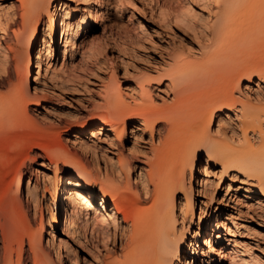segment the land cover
<instances>
[{
    "label": "bare ground",
    "instance_id": "1",
    "mask_svg": "<svg viewBox=\"0 0 264 264\" xmlns=\"http://www.w3.org/2000/svg\"><path fill=\"white\" fill-rule=\"evenodd\" d=\"M17 1L18 10L10 13L9 18L0 13V25L12 28L15 39V45H10L8 52H0L1 68L5 70V65L12 61L17 76L10 92L0 95V264H57L53 255L61 259V250L68 264H77L67 253L65 239L55 236L57 229L62 236L77 234L81 229L84 237L88 233L91 241H101L106 246L109 242L115 243L117 231L121 238L127 235L121 253L108 264H193L197 253L187 240L189 226L185 220H192L195 196L214 195L219 182L208 178L211 168H218L220 175H240L256 189L260 199H264V106L254 103L262 100L259 95L253 99L241 89V83L244 90L254 82L258 87L264 84V0L211 1L218 10V17L208 48L196 60L175 55L157 79L158 84L164 80L172 88L170 102L158 105L153 100L149 76L137 82L130 94L119 87L114 76L103 87L104 103L88 123L92 138L97 136L94 132L98 135L108 132L113 135V138L109 136L111 140L121 144L127 124L133 123L130 134L135 146L143 131L152 139L158 128V143L135 178L140 190L129 178L133 161L120 158L118 171L115 170L117 175L112 172L102 175L96 158L94 164L87 163L58 145L59 133L52 126L39 124L28 114L29 104L40 106L46 102L47 84L30 87V91L29 83L36 81L43 60L52 56L51 44L55 45L57 35L54 15L59 21L62 59L52 76L69 78L74 72V57L87 41L84 38L90 37L99 25L102 0H85L97 6H88V13L74 23L69 18L76 8L70 9L65 2L69 0ZM55 2L50 15V6ZM187 10L183 14L186 15ZM45 17L46 27L36 50V36ZM78 37L84 38L79 41ZM33 50L34 65L31 63ZM33 69L36 70L34 75L31 74ZM223 114L236 122L239 133L231 130L228 136L221 130ZM216 118L218 125L213 130ZM160 131L165 132L164 135ZM83 133L82 129L77 131L72 141L80 151L87 152L89 144L79 137ZM250 135L253 140L249 139ZM130 148L132 150V146ZM200 155L204 156L197 171L200 176L194 179V166ZM36 159L41 160L39 166L54 168L52 181L49 175L42 173L50 182L48 186L43 183L42 191L49 195L57 210L45 236L46 247L42 221L39 226L31 221V212L32 216L36 215L45 196L42 192L39 198V185L31 183V173H28ZM59 168L66 176L62 188L57 180ZM95 190L100 209H90ZM217 224L215 219L211 224L213 231L218 230ZM211 232L204 236L205 245L211 244ZM218 236L216 233V238ZM238 257L235 254L232 258L238 263L251 264ZM59 264L65 263L59 260Z\"/></svg>",
    "mask_w": 264,
    "mask_h": 264
},
{
    "label": "rangeland",
    "instance_id": "2",
    "mask_svg": "<svg viewBox=\"0 0 264 264\" xmlns=\"http://www.w3.org/2000/svg\"><path fill=\"white\" fill-rule=\"evenodd\" d=\"M80 1H65L70 9L76 8L69 18L71 23L80 22L83 15L88 13V6H97L92 1L82 0L81 4L79 3ZM211 1L102 0L99 25L93 29L90 37H78L79 41L82 38L87 41H84L85 48L83 47L75 55L73 60L74 72H72L71 77H66L67 79L55 76L56 79L53 77L54 72L52 73L53 69L59 66V62L61 63L62 59L61 36L58 32L59 21L55 14L57 35L55 37V45L51 44V47H53L51 48V52H53L51 53L52 56L47 61L41 58V62L42 60L43 62L41 63V70L39 69V74L37 75L38 80L36 79V81L29 83L30 91H32L35 85L47 84V86L45 85L47 88L45 95L46 102L40 106L29 104V116L45 127L52 126L54 131L59 133V140L56 143L64 146L72 154L78 155L83 161L94 164L93 161L96 158L98 162L97 169H99L102 175L105 172L108 174L112 172V175H117L118 159L120 158L133 161V171L129 178L133 186L137 185L140 190L138 180L135 181V178H138L140 167H143L146 160L151 157V149L158 143V128L155 130L153 140L149 139L150 137L146 131H143L142 136L135 143V146H133L130 133L134 124H127L121 146L120 142L111 140L113 138L112 133L101 132L98 135L94 132V136L97 135L98 137L93 136L94 138H92L88 129V123L99 113V108L104 103L102 101L104 97L103 87L109 84L112 76L117 79L119 87L127 94H130L131 88L137 82L149 76L152 78L150 86L153 100L158 105L163 102H170L173 95L172 88L164 80L158 84L157 79L164 74V69L167 67L168 62L175 55L180 54L185 58L196 60L201 58L203 51L208 48L211 33L218 17V10H215ZM55 5L56 2L51 4L50 15H52ZM17 8V0H0V13L4 18H9L10 13L16 12ZM184 8L185 10H189V12L187 10L188 13L186 15L183 14ZM46 23L47 18L45 17L36 36V50L40 47L41 36ZM2 28L5 30H2ZM8 28L7 26L0 25V52L2 53L8 52L10 45H15L12 28ZM34 50L31 54L32 65H34L35 61L34 55L36 50L35 52ZM1 59L2 54L0 53V63ZM68 61L69 58L67 59ZM43 63L49 66V68L46 66L48 72H45V64ZM5 68V70L2 69L0 64V95L10 92L12 86L17 82L14 63L12 61L9 62V65H5ZM35 71L33 69L31 74L34 75ZM53 78H55V82L52 80ZM254 83L248 85L246 90H244V83H241V89L244 92H248L253 99L259 95L262 100L259 103H256L257 101L254 103L264 106V84L258 87ZM222 118L223 121L219 124L221 130L228 136H231V130L239 133L235 121L228 120L225 114L222 115ZM213 125V130H216L218 118H216ZM80 129L84 133L80 134L79 137L82 141H87V144L90 146L89 152L80 151V148L77 147L78 145L72 141L74 134ZM161 133L164 135L165 132L160 131ZM103 137L108 139L106 140ZM99 138L101 141H98ZM249 139L253 140V136L250 135ZM131 146L133 151L130 150ZM30 153V156H32L34 150ZM148 156L150 157L148 158ZM203 158L204 156L200 155L195 163L194 179L200 176L197 171ZM39 162L41 160L36 159L34 163H31V171L28 173H31V183L34 184L36 182L39 185V198H41L43 183L46 185L50 184L47 177L43 178L42 173L49 175L50 181H52L54 168L39 166ZM210 172L208 178L215 183L219 182L214 195L209 197L195 196L192 220H185V222L187 221L186 225L189 226V236H186L187 240H190L192 247L196 249L197 253L193 256L195 259L192 263L244 264L238 263L237 260L232 258L236 254L239 256L238 258L244 259L251 264H264V199H260L256 189L248 184L240 175L233 173L220 175L218 168H211ZM213 172H215V175ZM217 176L220 178L218 179ZM122 177L121 180L124 182V176ZM57 180L58 186L62 188L66 176L60 168L57 173ZM195 185L194 182V188ZM228 185L229 189L227 188ZM43 193L45 196L41 198V207L35 216H32L31 212V221L35 226H39L42 221L45 231L43 234V244L46 247L45 236L50 230L49 225L57 210L49 195L45 192ZM92 207L100 209L97 190L92 192L90 209ZM106 210L108 212L109 207ZM215 219L218 221V230L213 231L214 228L211 224H214ZM76 224L80 227L78 221ZM79 231L77 234L62 236L60 229L55 230V236L65 239L68 243L67 253L76 260L77 264H108L119 256L123 243L127 241V235H125L126 238H124V235L121 238L120 231H117L115 243L109 242L106 246L101 241H91L88 233L84 237L83 230L80 229ZM111 232H113V228H111ZM208 232L213 234V238H211L210 245H205L204 236L206 237ZM195 233L198 235L194 236ZM216 233L219 235L217 238ZM121 244L122 246L120 247ZM260 248L263 250L262 253L259 251ZM200 251L203 253L202 255H200ZM60 255L61 259L59 260H63V263L68 264L66 258L63 256V250L60 251ZM54 256L53 258L59 264V260Z\"/></svg>",
    "mask_w": 264,
    "mask_h": 264
}]
</instances>
